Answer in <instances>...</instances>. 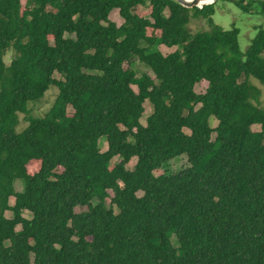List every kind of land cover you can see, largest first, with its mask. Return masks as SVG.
I'll return each mask as SVG.
<instances>
[{
    "label": "trees",
    "instance_id": "trees-1",
    "mask_svg": "<svg viewBox=\"0 0 264 264\" xmlns=\"http://www.w3.org/2000/svg\"><path fill=\"white\" fill-rule=\"evenodd\" d=\"M217 1L0 0V264H264V0H233L263 17L246 53Z\"/></svg>",
    "mask_w": 264,
    "mask_h": 264
},
{
    "label": "rangeland",
    "instance_id": "rangeland-1",
    "mask_svg": "<svg viewBox=\"0 0 264 264\" xmlns=\"http://www.w3.org/2000/svg\"><path fill=\"white\" fill-rule=\"evenodd\" d=\"M25 1V0H23ZM215 13L213 15V20L214 23L218 26H221L224 30H231L235 26L240 29V35H239V43H240V49L242 53H246L248 47L254 40V38L257 35V26H261L263 23V17L255 11H252L251 13H246L243 12L239 7L238 4L233 1V0H218L215 4ZM141 13H143L145 16L149 17V8L148 6H142L141 7ZM111 20L114 22L117 26H120L123 23V19L120 18L118 14L117 9H113L111 11ZM189 30L191 33L195 34L200 31H206L210 30V27L207 25L204 19L201 18H193L191 20V23L189 25ZM164 55H169L172 54L176 51V48L169 49L161 44H159V48ZM13 53H8L5 59L6 64H10L11 57ZM136 72L138 73L137 76L140 77L143 74H148L151 76L153 79H156L155 74L152 72V70L144 66L140 63H136L135 66ZM58 79H60V75H56ZM252 83L257 86L258 88L261 89L262 91V96H261V106H264V86L258 82L257 80H252ZM207 84L205 82H201L196 85L195 91L198 94H202L206 91ZM58 91L55 87H51L50 91L47 93L46 97L42 99L39 102H34L29 104V110H30V117L32 119H37V118H42L45 117L49 111L52 109L51 107L54 104V101L57 97ZM145 114L141 120V124L143 126L146 125V121L149 118V116L152 114L153 108L152 105L149 103L145 104ZM218 123L215 120L211 121V126L212 128H216ZM29 126V121H26L25 116H20V124L17 129V133L20 134L22 133L25 129H27ZM255 130L260 131V127H255ZM213 138H215V134L213 135ZM100 146L101 150L105 151L108 148V143L106 142V139H102L100 141ZM119 162L118 158H115V160L112 161V166ZM136 164V159H132L127 165L126 168L128 170H132L133 166ZM189 167L188 160L185 156L178 157L168 164H166L161 170L157 171L155 175H160V174H172L175 172H178L179 170H182L184 168ZM29 171L31 173L35 172L38 169L37 164H31L28 167ZM15 190L16 191H22L23 190V184L21 181H16L14 184ZM139 195H142L141 193ZM94 204H96L97 199H94ZM15 204V197L12 196L10 197V205ZM110 204V199L107 200V205L109 206ZM87 208L85 207H80L76 209V212L81 213L86 211ZM7 217L12 218V213L7 212ZM26 218H31L30 213H25L24 215ZM20 230V228H18ZM175 241V239L173 240Z\"/></svg>",
    "mask_w": 264,
    "mask_h": 264
},
{
    "label": "water",
    "instance_id": "water-1",
    "mask_svg": "<svg viewBox=\"0 0 264 264\" xmlns=\"http://www.w3.org/2000/svg\"><path fill=\"white\" fill-rule=\"evenodd\" d=\"M177 1L187 7L197 6L199 8H203L207 4H213L216 0L203 4H201L203 0H177Z\"/></svg>",
    "mask_w": 264,
    "mask_h": 264
},
{
    "label": "bare ground",
    "instance_id": "bare-ground-1",
    "mask_svg": "<svg viewBox=\"0 0 264 264\" xmlns=\"http://www.w3.org/2000/svg\"><path fill=\"white\" fill-rule=\"evenodd\" d=\"M213 0H203L201 4L203 3H209V2H212Z\"/></svg>",
    "mask_w": 264,
    "mask_h": 264
}]
</instances>
